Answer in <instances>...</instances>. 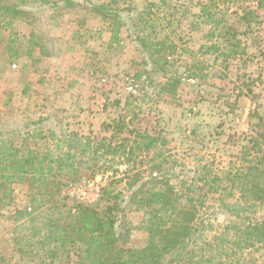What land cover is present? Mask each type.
Listing matches in <instances>:
<instances>
[{
  "label": "rangeland",
  "instance_id": "374dc122",
  "mask_svg": "<svg viewBox=\"0 0 264 264\" xmlns=\"http://www.w3.org/2000/svg\"><path fill=\"white\" fill-rule=\"evenodd\" d=\"M49 1L60 3L49 7L42 0H27L21 7L25 13L0 17V129L7 135L13 126L48 116L45 124L56 131L109 137L107 124L125 117L133 118V126L168 140L158 150L177 160L178 164H166L163 172H180V179L171 181L177 188L180 180L196 176L204 164L208 171L250 165L242 151L264 122V0L263 4L260 0H73L75 5ZM90 2L110 3L120 13L118 41H112L115 19L92 10ZM204 5L215 19H222L221 26L232 24L238 30L246 53L199 52L203 45L227 41L208 35L214 23L202 15ZM146 24L152 27L144 29ZM152 30L159 38L171 35L180 47L170 53L174 65L166 75L146 59L136 39ZM222 31L216 29L217 34ZM173 77L179 84L168 80ZM40 147L48 146L40 141ZM127 169L122 164L116 173L94 177L104 184V198L96 208L106 209L117 200V246L141 249L149 238L146 215L130 196L150 180L151 165L142 156L132 171ZM90 172L82 165L76 174L59 178L65 183L93 178ZM111 183L122 191L114 201L105 193ZM227 192H232L228 202L246 205L237 186ZM56 198L59 202L41 196L29 177L13 184L12 197L0 201V264H79L85 245L56 240L65 226L70 230L77 201L63 197L62 191ZM205 201L201 215L213 226L207 231L210 239L232 220L244 226L222 205L220 193H208ZM180 202L185 205L187 199ZM247 203L252 207L245 214L264 220V204ZM26 208L31 215L16 216V209ZM57 223L59 231L54 229ZM235 232L231 229L229 236ZM234 258L239 264H264V246L239 251Z\"/></svg>",
  "mask_w": 264,
  "mask_h": 264
},
{
  "label": "trees",
  "instance_id": "16d2710c",
  "mask_svg": "<svg viewBox=\"0 0 264 264\" xmlns=\"http://www.w3.org/2000/svg\"><path fill=\"white\" fill-rule=\"evenodd\" d=\"M26 1L21 0L20 4L0 0V17L25 13L21 7ZM42 1L49 4V7L58 6L60 3ZM61 1L67 5H75L73 0ZM259 2L263 4V0ZM112 3L116 1L112 0ZM150 5H156V2H151ZM90 6L103 17L115 19L112 41H118L121 24L116 19L121 18L120 13L114 10L110 3L90 2ZM201 12L214 23V29L209 31L208 35L227 38V41L203 45L199 52H203V49H206L205 53L217 55L219 52L223 55L247 52V45L238 38V30L232 24L221 26L222 19H215V14L211 13L208 6L204 5ZM146 27L152 25L146 24L144 29ZM220 27L223 31L217 34L216 29ZM152 31L146 35L142 32V36H137L136 39L141 41L143 51L147 54L146 59L152 61L166 75L168 67L174 65L169 55L177 52L180 47L171 35L166 34L159 38L156 30ZM223 47L228 53L221 52ZM192 53L195 54L194 51ZM171 79L176 84L180 82L177 78H168ZM145 95L147 93L143 94ZM115 102L119 104L120 100ZM49 119L48 116L41 117L23 126H13L9 129V135L4 129H0V190H3L4 197L11 198L13 184L29 177L41 196L47 195L50 201L59 202L60 199L56 197L66 185L59 178L60 175L72 176L80 171L82 165L88 167L93 178L109 171L116 173L122 164H126L127 171L130 172L142 156H145L151 165L150 180L145 183L149 184V188H143L144 184L130 196L131 203L136 204V208L143 210L146 215L144 224L149 235L147 245L141 249L117 246L119 239L116 210L119 204L114 200L122 191H116L111 183L105 193L114 201L112 206L108 205L106 209L101 210L77 203L70 230L65 226L56 236L57 241L79 242L85 245L79 256V264H239L234 258L239 251L257 245L264 246V220L245 214L252 207L248 201L264 204V167L259 166L264 164V122H261L257 135L249 140V145L243 148L242 156L250 162L249 166L236 170L208 171L204 164L196 176L189 180H180V188H177L171 181L173 177L180 179V172L170 174L168 171L163 174L166 164H178L177 160H171L173 155L158 150L167 145L168 140L161 135L152 134L148 128L133 126V118L114 119L112 123L107 124V129L112 131L111 136L102 138L84 136L70 130L56 131L50 124H45ZM46 125L48 127H45ZM40 141L47 144L45 150L40 147ZM236 186L240 197L247 199L246 205L228 202L227 197L232 192L227 191L234 190ZM210 192L220 193L222 205L235 217L241 218L244 226L232 220L223 227L219 236L210 239L207 231L213 226L201 215ZM182 197L187 199L185 205L180 202ZM15 214L21 218L31 215V212L28 208L16 209ZM233 228L236 232L230 237L229 233ZM54 229L61 230V225L54 224Z\"/></svg>",
  "mask_w": 264,
  "mask_h": 264
},
{
  "label": "built area",
  "instance_id": "2783aa9c",
  "mask_svg": "<svg viewBox=\"0 0 264 264\" xmlns=\"http://www.w3.org/2000/svg\"><path fill=\"white\" fill-rule=\"evenodd\" d=\"M62 196L85 206L97 207L104 198V184L100 178L85 177L66 183L62 188Z\"/></svg>",
  "mask_w": 264,
  "mask_h": 264
},
{
  "label": "crops",
  "instance_id": "0c3cea01",
  "mask_svg": "<svg viewBox=\"0 0 264 264\" xmlns=\"http://www.w3.org/2000/svg\"><path fill=\"white\" fill-rule=\"evenodd\" d=\"M23 201H25V202L28 204V202H27V200H26V199H24ZM27 204H26V205H27ZM18 207H19V208H23V207H22V206H20V205H19ZM24 207H26V206L24 205Z\"/></svg>",
  "mask_w": 264,
  "mask_h": 264
}]
</instances>
